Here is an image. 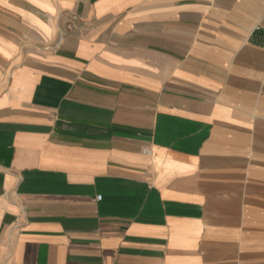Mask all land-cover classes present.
<instances>
[{
	"label": "crops",
	"instance_id": "1",
	"mask_svg": "<svg viewBox=\"0 0 264 264\" xmlns=\"http://www.w3.org/2000/svg\"><path fill=\"white\" fill-rule=\"evenodd\" d=\"M0 264H264V0H0Z\"/></svg>",
	"mask_w": 264,
	"mask_h": 264
},
{
	"label": "built area",
	"instance_id": "2",
	"mask_svg": "<svg viewBox=\"0 0 264 264\" xmlns=\"http://www.w3.org/2000/svg\"><path fill=\"white\" fill-rule=\"evenodd\" d=\"M145 152H146V153H150L149 150H146ZM99 199H101V196H98V197H97V200H99Z\"/></svg>",
	"mask_w": 264,
	"mask_h": 264
}]
</instances>
